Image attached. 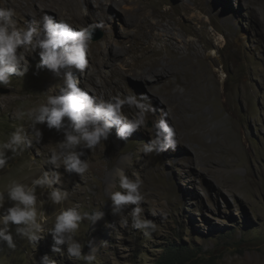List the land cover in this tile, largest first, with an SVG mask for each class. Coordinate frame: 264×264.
I'll use <instances>...</instances> for the list:
<instances>
[{
    "label": "rangeland",
    "instance_id": "obj_1",
    "mask_svg": "<svg viewBox=\"0 0 264 264\" xmlns=\"http://www.w3.org/2000/svg\"><path fill=\"white\" fill-rule=\"evenodd\" d=\"M125 3L0 0V8L13 10L24 28L33 21L39 26L49 15L77 31L104 33L89 42L83 72L38 68L37 50L26 56L29 70L23 77L13 75L9 87L0 86V140L20 125L32 140L21 155L6 153L10 159L0 169V191L11 180L27 183L42 170L59 172L62 180L54 187L68 191V199L56 205L48 197L50 189L37 187V207L46 215L44 232L30 242L11 225L15 248L0 243V264H39L45 256L48 264H89L70 257L67 245L56 242L55 218L73 207L102 213L94 224L81 221L76 237L83 255H95L91 264H154L172 244L198 251L197 264H264V0ZM148 42L166 75L142 80L150 68L145 65L121 76L128 65L143 63ZM190 42L204 59L200 66L187 57ZM183 59L186 64L179 63ZM171 62L181 70L176 72ZM69 71L90 96L113 105L119 101V112L129 120L144 112V124L126 140L117 137L114 127L96 149L77 148L89 163L83 178L50 162V140L56 137L55 147L63 142L65 129L28 118L48 95L62 94ZM130 97L144 108L126 103ZM19 112L25 113L23 119H17ZM32 123L42 132L39 142ZM149 144L153 150L145 152ZM121 172L141 184L140 219L156 225L148 236L133 227L135 205L114 211L110 197L124 191ZM13 203L6 200L0 215ZM124 218L128 222L122 226Z\"/></svg>",
    "mask_w": 264,
    "mask_h": 264
},
{
    "label": "clouds",
    "instance_id": "obj_2",
    "mask_svg": "<svg viewBox=\"0 0 264 264\" xmlns=\"http://www.w3.org/2000/svg\"><path fill=\"white\" fill-rule=\"evenodd\" d=\"M35 24L33 21L27 28L18 26L13 10L0 8V86L9 87L13 75L23 77L29 70L26 56L37 50L41 58L38 68L59 72L63 68L74 67L83 72L88 66L87 50L94 31L74 30L70 24L55 22L49 15L42 17L39 26H34ZM125 102L135 105L137 109L144 108L132 97ZM119 103L118 101L113 105L90 96L78 86L76 78L69 71L66 73V88L62 94L48 95L45 103L28 113V118L31 122H46L49 128L65 129V140L52 150L50 162L57 169L63 165L67 171H75L83 178L89 169V163L81 160L83 152L77 151L78 147L96 149L109 138L114 127L117 137L126 140L144 124L143 111L138 113L136 118L129 120L119 112ZM24 117V112L17 113V119ZM161 123L166 124V121L162 120ZM32 127L34 138L39 142L42 132L35 127V123H32ZM31 143L32 140L29 139L24 126L15 127L5 139L0 140V169L8 164L10 157L6 153L9 150L14 156L21 155ZM152 150L151 144L145 146V152ZM61 180L59 172L50 175L48 171L42 170L40 175L31 179L30 184L13 179L4 186L3 191H0V209L4 208L6 200L14 203L0 215V243L7 242L9 248H15L10 232L11 225L18 226L17 234L23 235L30 242L41 238L46 215L37 207V187L50 189L48 197L58 205L68 199V191L54 187L60 184ZM140 186L139 181L130 180L121 172L120 187L124 191L113 192L110 199L114 211L126 205H135L131 211L133 227L142 229L144 235L148 236L156 230V225L148 219H140L142 208L138 205L144 200ZM101 217L102 213L98 211L80 212L74 207L63 210L56 216L54 223L57 244H66L70 257L82 258L91 264L95 255H83L82 244L76 237L81 221L86 219L94 224ZM127 222L124 218L121 225H127ZM53 251L61 250L54 247ZM39 264H48V257L41 258Z\"/></svg>",
    "mask_w": 264,
    "mask_h": 264
},
{
    "label": "bare ground",
    "instance_id": "obj_3",
    "mask_svg": "<svg viewBox=\"0 0 264 264\" xmlns=\"http://www.w3.org/2000/svg\"><path fill=\"white\" fill-rule=\"evenodd\" d=\"M124 2H127L125 4H129L128 3L129 0H124ZM116 3H118V2H116ZM54 4H57V3H52V6ZM129 8L131 9L132 7L130 6ZM149 46H153V44L151 42H148V44H147V46L145 48V54H144V57H143L144 58L143 63L140 64V65H137V64H130V65H128L127 66V69L120 73L121 76H125L127 73H129L131 71H135L138 68H143L145 65H149L150 68H149L148 73H146L145 75L140 76V79H142V80H145L148 77H150L151 79H154L155 80V78H163L166 75L167 68L161 67L160 61L157 58H154L153 57V54H152L151 50L148 48ZM187 49L189 51L187 57L192 58L194 61H199V66H200V64L204 61V59L201 60V53L196 48L195 43L194 42H190L187 45ZM168 53H170V56H173V53H172L171 50H170V52L168 51ZM169 61H173V59H169ZM182 62H184V64L187 63L185 59L179 61V63H182ZM171 64L174 65V67H175L174 70L176 72H177L176 69L181 70V68H179L178 66H176V63L175 62H171ZM191 67L192 66H185V69H189ZM154 80H153V83H155ZM55 138H51L52 141L50 140V144H51V147L50 148L52 150H54V149L57 148V146L55 147V144H54L57 141V139H55ZM32 178H30V179L28 178L27 180H25V182L30 183V181H31Z\"/></svg>",
    "mask_w": 264,
    "mask_h": 264
},
{
    "label": "trees",
    "instance_id": "obj_4",
    "mask_svg": "<svg viewBox=\"0 0 264 264\" xmlns=\"http://www.w3.org/2000/svg\"><path fill=\"white\" fill-rule=\"evenodd\" d=\"M198 251L184 244L165 247L164 253L154 264H197Z\"/></svg>",
    "mask_w": 264,
    "mask_h": 264
},
{
    "label": "water",
    "instance_id": "obj_5",
    "mask_svg": "<svg viewBox=\"0 0 264 264\" xmlns=\"http://www.w3.org/2000/svg\"><path fill=\"white\" fill-rule=\"evenodd\" d=\"M94 31V34H93V40H100L104 37V33L103 31H101L100 29H95L93 30Z\"/></svg>",
    "mask_w": 264,
    "mask_h": 264
}]
</instances>
